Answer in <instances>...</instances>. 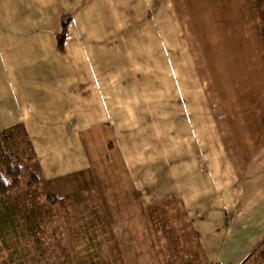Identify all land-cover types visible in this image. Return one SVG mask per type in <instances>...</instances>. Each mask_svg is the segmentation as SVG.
<instances>
[{
  "label": "crops",
  "instance_id": "crops-1",
  "mask_svg": "<svg viewBox=\"0 0 264 264\" xmlns=\"http://www.w3.org/2000/svg\"><path fill=\"white\" fill-rule=\"evenodd\" d=\"M169 2L192 62L194 88L178 59L168 67L173 83L160 78L159 89L170 94L164 118L177 164L152 168L159 187H149V179L144 184L131 168L101 94L88 37L80 34L79 6L71 0H0V132L25 125L41 180L88 171L111 224L145 220L148 232L136 235L148 250V263L245 264L264 241V108H228L210 58L209 71H202L193 52L194 31L175 0ZM165 14L153 13L154 27L149 19L145 25L136 19L150 49L161 42L164 26L156 22L164 25ZM65 16L71 23L60 52L57 37ZM195 46L206 57L199 39ZM177 92L185 94L180 105L171 100Z\"/></svg>",
  "mask_w": 264,
  "mask_h": 264
},
{
  "label": "rangeland",
  "instance_id": "rangeland-1",
  "mask_svg": "<svg viewBox=\"0 0 264 264\" xmlns=\"http://www.w3.org/2000/svg\"><path fill=\"white\" fill-rule=\"evenodd\" d=\"M71 2L79 6L76 18L81 23L80 34L88 37L101 94L117 132L122 134L131 168L134 174L139 173L144 184L149 179V187H159L152 181V168L171 169L177 164L169 149L164 118L170 94L159 89L158 85L164 81L160 78L168 79L169 63L178 59L185 63L186 77L192 78L188 79L189 87L194 88V76L189 69L192 62L170 2L144 0L143 5L141 0ZM175 2L184 24L194 31L193 52L199 68L209 71L206 58L211 60L218 77L220 99L228 108L232 104L243 109L251 105L258 113L260 107L264 108V0ZM158 9L166 12L165 24L158 19L156 22L158 27L164 26L163 37L161 42H153L150 49L136 19L141 25L149 19L154 27L150 18L154 19L153 13ZM198 39L206 57L194 47ZM184 95L177 92L171 100L180 105ZM185 104L188 107L189 101L185 100ZM159 176L162 182H167L166 174ZM95 190L93 178L86 171L57 182L42 179L33 191H24L11 201H0V264L5 261L6 264H139V253L144 257L143 264H152V259L148 263V250L141 246L142 239L136 235L148 232L143 225L145 220L138 224L135 221L107 224ZM76 193L84 195L76 220L80 225L88 224V242L74 241L63 214L48 202L50 196ZM101 203L104 206L102 199ZM86 204L90 210L85 212ZM156 264L164 263L158 260Z\"/></svg>",
  "mask_w": 264,
  "mask_h": 264
},
{
  "label": "trees",
  "instance_id": "trees-1",
  "mask_svg": "<svg viewBox=\"0 0 264 264\" xmlns=\"http://www.w3.org/2000/svg\"><path fill=\"white\" fill-rule=\"evenodd\" d=\"M62 23V32L57 37L60 52L65 51L71 17L65 16ZM40 181L39 160L25 125L18 124L0 132V201H11L24 191H33L39 186ZM95 192L96 200L102 209L101 213L105 222L109 224L99 193L96 190ZM83 196L76 193L66 197L48 198V202L56 205L63 214L71 237L76 242H88L89 239L88 224L80 225L76 220ZM84 208L85 212L90 210L88 204ZM245 264H264V241L257 246Z\"/></svg>",
  "mask_w": 264,
  "mask_h": 264
}]
</instances>
